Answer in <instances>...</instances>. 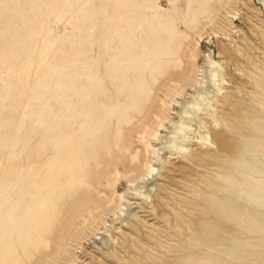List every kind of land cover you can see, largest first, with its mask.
I'll return each instance as SVG.
<instances>
[{
  "label": "rangeland",
  "instance_id": "rangeland-1",
  "mask_svg": "<svg viewBox=\"0 0 264 264\" xmlns=\"http://www.w3.org/2000/svg\"><path fill=\"white\" fill-rule=\"evenodd\" d=\"M0 264H264V0H0Z\"/></svg>",
  "mask_w": 264,
  "mask_h": 264
},
{
  "label": "bare ground",
  "instance_id": "bare-ground-1",
  "mask_svg": "<svg viewBox=\"0 0 264 264\" xmlns=\"http://www.w3.org/2000/svg\"><path fill=\"white\" fill-rule=\"evenodd\" d=\"M233 45L236 46V43L234 42ZM237 51L238 53H240L241 57H244L241 50L239 52V50L237 49ZM220 68L223 71L226 70L221 65H220ZM213 73L214 75L212 74L209 75V80L207 84L205 85L201 83L198 84L200 86V90H201L200 92L196 89L197 93H199V95L202 97V100L204 101L206 106L202 109L198 103L192 104L191 102H189L190 106H193L194 108H196L195 111H197V114L199 113L201 109H202L201 110L202 112L199 115L206 114V113H203V111L204 110L207 111V114H209L214 120L213 127L210 126L209 123L205 121L203 118H201V116H200V121H198L196 117H199V115L194 116L192 113L185 110V108L181 107L180 104H177V102H176V105L174 106V107L182 108V118L179 123L180 124L179 126L173 125V128L175 129L178 138L175 137V139L172 140L170 144L172 145L173 149H175L176 151H179L180 153L186 154L189 148L195 145H206L207 147H209L213 145L214 143L218 144L220 150L230 148L228 145L229 136L226 135L227 131L224 128L225 127L224 122L219 117V114L217 113V108L214 105L212 100L215 99L216 102L219 103L221 101L220 97H223L224 94L226 93L225 91L227 88H224V87L225 86L229 87L231 86V84L229 83V81L227 80L224 74L217 73V72H213ZM205 92L212 99L205 96L204 95ZM223 98H227V97H223ZM164 105L166 107L171 106V104L169 103H164ZM162 127H165V126H162ZM158 137H159V132H156L154 134L153 139L146 140V138H144L145 148H146L147 153H151V150H153L154 155L158 154L159 150L155 147V143H154L155 141L159 140ZM181 141L187 142L188 145L181 144L182 143ZM116 156H122V158H125L124 151L119 150L116 153ZM202 156H203V153H199V154L193 155L192 157L194 159L200 160ZM134 158H137V156H135ZM117 166L119 165L118 164L115 165L116 169H117ZM147 170H148V172L146 173L147 178L143 179L144 183L151 182L157 176H163V174L160 172V168L156 167L155 165L151 163L147 164ZM116 176H117L116 177L117 181H119V178L123 177L119 171H117ZM146 197L147 199H150L151 193H148ZM158 208L159 207H157V209ZM134 217L137 218V220L140 219L137 214H135Z\"/></svg>",
  "mask_w": 264,
  "mask_h": 264
}]
</instances>
